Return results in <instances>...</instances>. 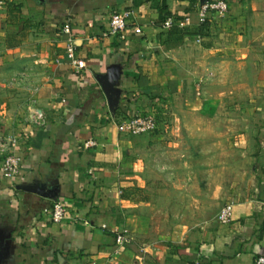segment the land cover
<instances>
[{
	"label": "crops",
	"instance_id": "0c3cea01",
	"mask_svg": "<svg viewBox=\"0 0 264 264\" xmlns=\"http://www.w3.org/2000/svg\"><path fill=\"white\" fill-rule=\"evenodd\" d=\"M4 1L1 264H252L264 254V0H226L228 12L204 27L205 0L190 11V0ZM164 6L177 22L190 18L186 31L163 27ZM122 9L143 34H109ZM66 22L87 63L80 71L65 53ZM136 113L154 114L158 128L120 132ZM11 153L21 167L5 178ZM238 174L250 183L237 185ZM227 204L233 219L222 223Z\"/></svg>",
	"mask_w": 264,
	"mask_h": 264
},
{
	"label": "built area",
	"instance_id": "2783aa9c",
	"mask_svg": "<svg viewBox=\"0 0 264 264\" xmlns=\"http://www.w3.org/2000/svg\"><path fill=\"white\" fill-rule=\"evenodd\" d=\"M5 5L4 0H0V8ZM229 10V4L226 0H205L198 9L199 22L204 23L212 15L217 14L224 16ZM136 15L132 9L113 10L109 16V34L127 38L128 30H132L135 34H143V27L135 23ZM190 18L187 16L184 21L177 22L174 18H167L164 23V28H172L174 25L185 26ZM63 32L67 36L65 53L69 63L80 71L87 66L84 59L76 55V36L72 32L70 22H66L63 26ZM34 118L40 120L42 115L37 111L34 112ZM117 127L120 132L127 134H143L153 132L158 128V120L153 114H132L128 118L118 122ZM95 140L86 142L87 146L95 145ZM2 140H0V146ZM22 157L18 154H7L2 165V172L5 178H13L21 167ZM67 208L62 200H56L52 206V217L55 221H62L66 217ZM218 219L222 223H230L233 219V205L227 204L223 206L218 214ZM115 240L117 243L116 250L121 251L122 248L129 242L130 236L128 229L124 228L120 231H115ZM189 264H202L200 258L192 260ZM252 264H264V254H260L255 258Z\"/></svg>",
	"mask_w": 264,
	"mask_h": 264
},
{
	"label": "trees",
	"instance_id": "16d2710c",
	"mask_svg": "<svg viewBox=\"0 0 264 264\" xmlns=\"http://www.w3.org/2000/svg\"><path fill=\"white\" fill-rule=\"evenodd\" d=\"M197 1L198 0H190V2H191V4H190V7L188 8V11H190V10H192V9H194L195 8V4L197 3ZM160 12H161V14H160V22H161V24L163 25V23H164V21L168 18V17H172L171 16V14H170V12H169V10H168V8L166 7V6H164L163 8H161L160 9ZM182 18H184V17H182ZM177 19H179V18H177ZM204 25H205V23H203V25H201V26H203L204 27ZM176 26H178V25H174L172 28H174L173 29V32H179V31H186V28H188V26H184V28L183 29H181L180 30V28L179 27H177V28H175ZM171 28V29H172ZM202 28V27H201ZM182 35H183V33H182ZM123 115V114H122ZM129 116H124L123 118L125 119V118H128Z\"/></svg>",
	"mask_w": 264,
	"mask_h": 264
},
{
	"label": "rangeland",
	"instance_id": "374dc122",
	"mask_svg": "<svg viewBox=\"0 0 264 264\" xmlns=\"http://www.w3.org/2000/svg\"><path fill=\"white\" fill-rule=\"evenodd\" d=\"M202 24V23H201ZM154 115V114H153ZM163 116H164V114H162ZM155 116V115H154ZM157 118V117H156ZM252 119H254V118H252ZM157 120H158V118H157ZM254 122V121H253ZM158 124H159V121H158ZM263 125H259V123H256V124H253V125H251V127L252 128H254V129H258V130H260L259 128H261ZM254 164V163H253ZM227 175V174H226ZM254 175H256V177H258L257 176V174H254V173H252L251 174V178L254 180ZM259 178V177H258ZM252 180V181H253ZM255 182L257 183V179L255 180ZM250 182H249V179H248V174H238V176H237V180H236V184L237 185H244V184H249ZM205 191V190H204ZM209 190H207V192H208ZM215 191V190H214ZM223 190H218V192L221 194V192H222ZM237 191V194H239V193H241L243 190L240 188V189H237L236 190ZM209 206V205H208ZM206 207V206H205ZM210 207V206H209ZM212 207V206H211ZM214 207V206H213Z\"/></svg>",
	"mask_w": 264,
	"mask_h": 264
},
{
	"label": "water",
	"instance_id": "95a60500",
	"mask_svg": "<svg viewBox=\"0 0 264 264\" xmlns=\"http://www.w3.org/2000/svg\"><path fill=\"white\" fill-rule=\"evenodd\" d=\"M104 79H105L104 81L102 80L103 86H104V90H105L106 94L108 95L109 99L111 101H113L115 99L112 96V93H113V83H114L113 78L112 77H105ZM111 104H113V102ZM39 188L40 187L37 186L36 190L39 191L40 190ZM0 264H1V255H0Z\"/></svg>",
	"mask_w": 264,
	"mask_h": 264
}]
</instances>
